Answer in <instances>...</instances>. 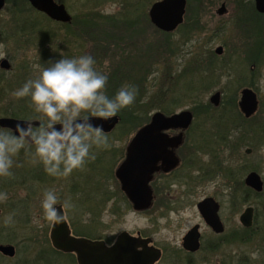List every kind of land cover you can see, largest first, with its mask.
<instances>
[{
    "label": "rangeland",
    "instance_id": "obj_1",
    "mask_svg": "<svg viewBox=\"0 0 264 264\" xmlns=\"http://www.w3.org/2000/svg\"><path fill=\"white\" fill-rule=\"evenodd\" d=\"M6 1L5 7L0 11V31H2L0 41L3 42H0V61L6 57L14 59L18 72H13L11 75L14 76L16 74V76L21 77L27 71V81L37 78L41 70L49 66L50 60L81 55H91L96 59L97 55L101 54L99 49H95L89 38L88 41H84L78 38L73 30L66 29L53 21L47 20L44 14L31 10L24 0ZM56 1L66 5L72 18L79 17L93 10L104 16L115 15L124 8L123 2H128V0ZM133 1L136 0H129V3H133ZM138 1H140L138 8L145 9L148 14L151 5L159 0ZM127 8L131 7L128 6ZM150 24L145 22L143 25L142 23L138 34L139 37H136L140 41V45H138L139 51H137L138 55L140 53L144 59L148 57L150 62L153 63L151 72L148 74V95L144 103L140 104L145 106L146 109L143 108L137 116L141 115L143 120L149 121L156 112H164V101L172 96L169 101L183 102L173 113H180L185 110L194 113L195 110L201 111L202 115L198 116L195 132L193 133L203 135L204 140L209 141L208 143L215 148L202 157L204 165L213 166L215 163L218 166L221 163L225 166H235L233 170L236 173V177L240 180L246 176V173L241 176L242 167H247L249 169L247 172L256 170L264 177V65L259 69L260 77L256 82V86L260 88L258 93L260 107L256 116L249 122H243V120L233 122V118L240 115L235 111L236 108L231 103L232 98H236L240 90L245 87L241 86L244 84L243 80L241 83L235 81L232 84L236 73L230 72L228 64L223 66L227 56L235 52L233 45L228 44L224 55L218 57L214 51L219 45H223V41H220L221 44L215 42L211 44L193 43L185 45L183 43L185 37L181 32L168 37L155 30ZM50 35L52 36L48 38ZM46 39L48 42H46ZM170 43L172 45L175 43L174 47L177 48L175 56L171 53V45H168ZM50 44L55 51L51 50ZM159 47H162V49ZM46 53L49 54V57L45 58ZM152 56L155 58H151ZM158 57L161 58L157 59ZM105 61H108L107 66ZM216 62L219 65L218 69L222 68L221 70L216 69ZM116 63L106 58L103 62V67L100 65L99 71L111 74L114 71L113 67H116ZM202 64L201 71L199 66ZM97 66L96 63V68ZM196 70L198 73L195 72ZM170 72L172 73L171 75ZM185 72L186 75L173 87L172 93L174 92V94L170 93L168 96L164 94L167 91H171V84L174 82L175 77L184 75ZM26 81H22L19 88ZM217 91L222 94L224 103L222 108L228 112L225 117L227 119L226 122H228L225 125L226 132L216 131L218 127L216 122L213 123L219 116L217 113L221 109H211V113L206 115L202 113L203 108L207 109L209 107V101ZM14 92L9 93L10 96L5 101V104H9V102L22 104L27 107L24 111L25 114L34 113V108L27 103L28 99H17L13 96ZM169 104L172 105V103ZM169 104L167 103V105ZM39 116L40 114H38ZM35 121L40 122V120ZM121 128L122 126L119 123L114 131L108 135L109 143L112 145L110 149L96 150L95 160L89 161L83 170H76L67 178L53 179L52 176L47 175L43 180L38 181L35 173L42 168L44 169L43 165L40 163L33 164L32 156L25 154L23 151L21 152L17 158V163L22 166L14 167L12 171L13 177L16 180L18 179L19 183L23 179H26V183L11 185L12 190L10 193L7 189H3L5 186L1 182H4V177H0V193L7 194V200L0 202V207L4 210V214L0 218V230H3L2 228L6 226L4 223L5 218L12 215L13 223L7 225L12 230L11 235L8 237L11 238V243L17 246L19 251L13 259L3 261L0 257V264H23L27 257L32 259L40 247L46 244L45 237L41 235V232L44 229H50L53 225L44 217L41 206V201L47 190L56 191L60 204L62 202L63 205L66 200L72 203L73 212L70 213V220L72 221L82 222L89 219L90 216L85 213L84 207L86 211L99 214L97 225L93 226V235L99 236L101 234V224L105 215L110 212L117 213L116 209L122 197L118 181L115 178V172L125 155L126 147L133 134L122 133ZM255 130L258 131L254 132ZM245 132H254L253 138L252 136L244 137ZM193 135L191 139L196 138ZM248 149L252 150L250 155L246 153ZM214 155L215 158H213ZM217 166L215 165V167ZM223 175L226 176L225 174H220V176L202 184L199 188V194L194 196V200L197 201L204 195L213 193L215 188H218L217 186L223 184L224 180H226ZM9 179L10 177L7 178V180ZM73 182L76 185L85 182L86 185L85 194L79 193L80 195L78 194L76 199L69 194V189ZM172 190H176V188ZM81 195L86 196L85 200ZM174 195L175 193L173 192L172 196ZM106 196H108V200ZM28 198L32 200H28L27 204L21 203ZM192 202L193 199L187 206L186 204L179 205L176 210L165 211L167 218L158 219L157 221H154L155 216L159 217L162 213L158 204H156V208L150 211L155 216L150 217L149 211L141 214L136 213L135 216L129 205L125 203L124 205L121 204L124 207V213H127L125 221L116 222L114 220L112 223L109 216L107 222L112 223L113 231H119L122 228H134L136 223V229L146 230L149 233L151 231L158 241H163L166 238L177 240L186 231L187 225H190L197 217ZM25 206L26 211L23 210ZM169 218L170 222L166 225L165 220ZM2 239L7 238L1 236L0 243L5 242Z\"/></svg>",
    "mask_w": 264,
    "mask_h": 264
},
{
    "label": "flooded vegetation",
    "instance_id": "obj_2",
    "mask_svg": "<svg viewBox=\"0 0 264 264\" xmlns=\"http://www.w3.org/2000/svg\"><path fill=\"white\" fill-rule=\"evenodd\" d=\"M185 1L183 23L173 32L162 33L171 37L175 33L181 32L185 37L183 42L185 45L193 43L211 44L215 42L221 44L220 41H223V45H219L214 51L218 57L224 55L228 44L233 45L235 52L227 56L223 66L228 64L230 72L236 73L232 84L235 81L241 83L243 80L244 84L241 86L245 87H241L242 89L236 95V98H232L231 103L236 108L235 111L240 115L232 118L233 122L238 120H243V122L251 121L260 107L258 95L260 88L256 86V82L260 77L259 69L264 65V9L258 8L257 0ZM62 5L67 8L65 4ZM53 22L57 25L72 23ZM1 34L2 31H0ZM5 61L7 64H3ZM215 65L216 69H218L219 65L217 62ZM202 66L203 64L199 66L201 71ZM16 68L17 65L11 57L3 58L0 61V120L12 118L32 121L34 124L40 123L23 118L22 113L27 107L22 104H12L11 102L5 104V101L10 96L9 93L19 89L21 82L27 79V71L21 77L16 76V74L14 76L11 75L13 72H18ZM246 91L255 94L257 103L255 112L250 116H247L242 109L243 94ZM216 93H220L218 105L209 101V107L215 110L221 109L217 113L219 122V118L224 119L228 112L222 108L224 103L221 92L217 91ZM205 110L203 108V114H205ZM13 111L23 117L15 116ZM197 111L195 110V112ZM198 112L201 114V111ZM192 114L193 121L187 129L171 128L161 134L173 140V142L176 139V142L174 147L169 146L167 148V152L172 153V156L158 159L156 169L151 172L148 182V188L151 192L149 208L145 210L134 208V203L126 195L122 188V183L116 177L115 172V178L118 181L122 197L116 209L117 213L110 212L105 215L99 236L93 235V226L97 225L99 214L86 211L84 207L82 209L90 217L82 222H77L76 220H70V213L73 212V208L63 209L72 237L103 244L105 248L103 255L104 264H141L143 260L145 263L150 264L149 257L154 250L160 253V258L153 264H264V177L256 170L247 172L249 169L242 167L245 172L242 171L241 176L245 173L246 176L240 180L236 177V173L233 170L235 166H225L221 163L218 166L215 163L213 166L204 165L202 157L215 148L204 140L203 135L193 133L195 132L198 117L195 116L194 112ZM25 115L28 116L27 114ZM151 119L152 117L148 123L151 122ZM0 128L3 127L0 126ZM218 130L226 132V127L217 128L216 131ZM257 131L255 130L254 132ZM254 132H245L244 137L252 136L253 138ZM193 134L196 138L191 139ZM134 136L135 134L131 137L129 143ZM150 146L156 148L157 143H151ZM127 147L118 167L126 159ZM251 152V149L246 151L248 155ZM213 158H215V155ZM151 161L154 162V159ZM254 173L260 177L261 190L248 183V178ZM35 174L38 181L43 180L48 175L43 168ZM220 174L226 175H223L226 179L223 184L218 185V188H215L213 193L204 195L195 201L194 196L199 194V188L202 184L211 181L213 178L220 176ZM52 177L53 179L58 178ZM7 178L4 177V182H1V184L5 186L3 189H7L10 193L12 190L11 185L26 183V179L19 183L18 179L16 180L13 176L9 180ZM85 186V182L79 185L73 182L69 189V194L76 199L79 193L85 194ZM173 188H176V190H172ZM173 192L175 193L174 196H172ZM86 194L88 195V193ZM81 196L85 200L86 196ZM106 197L108 200V196ZM192 199L197 217L195 221L187 225L186 231L177 240L166 238L163 241H158L151 231L149 233L146 230L136 229V223L134 228H122L119 231H113V221L123 222L127 216L121 204L127 203L135 216L136 213L141 214L148 211L150 213L158 204L159 209L162 211L160 216L156 217L150 213V217L155 216L154 221H157L158 219L167 218L165 211L176 210L179 205L186 204L187 206ZM28 200L32 199H25L21 203L27 204ZM61 206L62 202L56 207L61 208ZM23 210L26 211V206ZM3 214L4 210L0 207V218ZM109 216L112 223L107 222ZM165 221L166 225H168L170 218ZM53 226L54 224L50 229L47 228L41 232V235L45 237L46 244L40 247L32 259L27 257L23 264H80L76 252H66L57 249L53 245L51 238ZM2 229L0 230V237L3 236L7 239H2L5 242H3L4 244L0 243V246L14 247V255H9L0 250V257L5 261L6 259H13L19 250L17 246L11 243V238L8 237L11 235V227L6 225ZM136 239L140 243H137ZM116 248L117 250H115Z\"/></svg>",
    "mask_w": 264,
    "mask_h": 264
},
{
    "label": "clouds",
    "instance_id": "obj_3",
    "mask_svg": "<svg viewBox=\"0 0 264 264\" xmlns=\"http://www.w3.org/2000/svg\"><path fill=\"white\" fill-rule=\"evenodd\" d=\"M49 47L55 51L51 44ZM107 81L108 75L97 70L91 55L50 60L37 78L27 80L13 96L29 98L30 106L40 114V123L26 121L15 129L0 128V177H11L12 169L22 166L17 163L22 151L32 156L33 164H42L48 175L67 178L95 160L96 150L110 149L108 133L91 118L117 116L135 103L137 93L133 86L124 85L109 96ZM6 200L7 194L0 193V202ZM59 203L56 191H45L41 206L44 217L53 224L62 223L63 209L73 207L66 200L57 208ZM4 223L11 225L12 215Z\"/></svg>",
    "mask_w": 264,
    "mask_h": 264
},
{
    "label": "water",
    "instance_id": "obj_4",
    "mask_svg": "<svg viewBox=\"0 0 264 264\" xmlns=\"http://www.w3.org/2000/svg\"><path fill=\"white\" fill-rule=\"evenodd\" d=\"M31 6L50 19L61 22L71 23L72 16L64 5L58 4L55 0H28ZM258 8L264 9V0H257ZM6 1L0 0V11L5 7ZM185 0H159L153 3L149 9L148 15L151 24L164 33L175 31L182 23L185 14ZM7 64V62H3ZM220 93H215L210 101L218 105ZM256 97L251 92H244L242 109L247 116H250L256 109ZM94 125H102L106 133H111L120 123V118L115 116L104 120L100 118H91ZM193 121L191 111L185 110L167 117L161 112H156L151 122L140 128L127 147L125 161L117 168L116 177L122 183V188L126 195L134 203L137 210H145L150 207L151 192L148 188V182L151 172L156 169L158 159L168 157L172 153L167 152L169 146L176 142L164 137L163 131L171 128L187 129ZM26 121L12 118H3L0 120V126L8 129H15L19 124L25 125ZM39 126V123H35ZM57 128L60 126L57 125ZM151 143H157L156 148L150 146ZM172 156V155H171ZM156 157V158H155ZM154 159V162L151 160ZM248 183L256 189L261 190L262 185L260 177L257 174H251ZM144 200V202H142ZM53 245L66 252H76L80 264H104V246L101 242H92L86 239H76L70 235V229L66 219L60 224H54L51 235ZM137 243H140L136 239ZM0 250L9 255H14V247L0 246ZM117 250V248L115 249ZM117 252V251H115ZM160 258V253L152 251L149 260L153 264ZM143 260L141 264H144ZM147 264V263H145Z\"/></svg>",
    "mask_w": 264,
    "mask_h": 264
},
{
    "label": "trees",
    "instance_id": "obj_5",
    "mask_svg": "<svg viewBox=\"0 0 264 264\" xmlns=\"http://www.w3.org/2000/svg\"><path fill=\"white\" fill-rule=\"evenodd\" d=\"M24 2L27 3L31 10L37 12L30 5L28 0H24ZM123 3L124 8H122L121 11L115 15L104 16L101 13H96L95 10H93L87 12L86 14H82L79 17H73V21L71 24L60 25L66 29L73 30L74 34L84 41H88L89 38L93 43L95 49H99V52L101 54H98L95 59L98 65V71L100 69V65L103 67V62L106 58L111 62H117L116 67H113V73L107 74V95L114 96L116 92L124 85H130L136 89L137 94L135 103L131 107L121 110L117 115L120 117V125L122 126L121 129L123 131L122 133H129L134 135L140 128H142L149 122L143 120L141 115H137L140 114L139 112H141L143 108L146 109L145 106H141L140 104L144 103V100L148 95V74L149 72H151V66L153 63L150 62V59H148V57L146 58V60L142 55H140V53L138 55L137 51H139L138 45H140V41L137 40L136 37H139L138 34L141 28V24L143 23L144 25L145 22L150 24V20L145 9L138 8V4L140 6V1L136 0L133 1V3H129L128 0V2L125 1ZM128 6L131 8H127ZM45 18L49 21H53L46 15ZM164 35L168 37L170 36L167 34ZM51 36L52 35H50L48 38H50ZM47 39L46 42H48ZM168 45H171V53L175 56V50L177 49L174 47L175 43L173 45L171 43ZM159 48L162 49V47ZM46 57H49V54L46 53L45 58ZM98 58L102 59L100 60ZM151 58L155 57L152 56ZM160 58L161 57H158L157 59ZM171 74L172 73L170 72V75ZM185 75L186 72L184 75H178V77L176 76L174 82H172L171 84V91H167L164 94H166L167 96L170 95V93H172L173 87L177 85L179 83V80ZM173 94L174 92L172 93V95ZM27 99V103H29L30 105V100L29 98ZM169 99H165L164 101L163 113L165 115L174 114L173 112L183 103L182 101H169ZM167 103H172V105H167ZM211 109V107H208L205 110L204 115L210 114ZM13 113L15 114V116H24L23 118H28L29 120H39L38 114L35 111L28 116H26L24 113H22L23 116H20L15 111H13ZM199 115L202 114H199L198 111L195 112L196 117H198ZM226 120V118H219V122L217 119L213 123L216 122L218 128H225V125L228 124Z\"/></svg>",
    "mask_w": 264,
    "mask_h": 264
}]
</instances>
